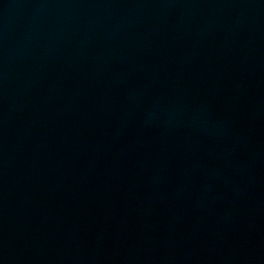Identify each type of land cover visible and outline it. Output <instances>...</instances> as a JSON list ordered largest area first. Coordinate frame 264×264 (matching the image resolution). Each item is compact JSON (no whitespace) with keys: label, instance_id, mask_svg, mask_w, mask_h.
I'll list each match as a JSON object with an SVG mask.
<instances>
[{"label":"water","instance_id":"95a60500","mask_svg":"<svg viewBox=\"0 0 264 264\" xmlns=\"http://www.w3.org/2000/svg\"><path fill=\"white\" fill-rule=\"evenodd\" d=\"M86 264H264V0H31Z\"/></svg>","mask_w":264,"mask_h":264}]
</instances>
